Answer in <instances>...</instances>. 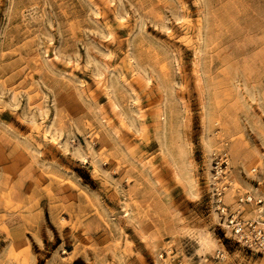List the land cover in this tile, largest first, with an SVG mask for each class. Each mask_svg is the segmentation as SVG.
Wrapping results in <instances>:
<instances>
[{"label":"rangeland","instance_id":"obj_1","mask_svg":"<svg viewBox=\"0 0 264 264\" xmlns=\"http://www.w3.org/2000/svg\"><path fill=\"white\" fill-rule=\"evenodd\" d=\"M254 226L264 0H0V264H264Z\"/></svg>","mask_w":264,"mask_h":264},{"label":"built area","instance_id":"obj_2","mask_svg":"<svg viewBox=\"0 0 264 264\" xmlns=\"http://www.w3.org/2000/svg\"><path fill=\"white\" fill-rule=\"evenodd\" d=\"M230 223L232 224V228L235 231V233L241 235L243 238L244 236H247L246 240L249 241V235H247L244 232V228L248 226V223H243L242 221H237V219L235 217H231L230 219ZM250 227L252 225H249ZM253 231H254V237L251 238V240H255L256 243L264 246V233H263V229L258 227V226H254L253 227Z\"/></svg>","mask_w":264,"mask_h":264}]
</instances>
